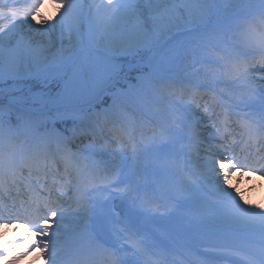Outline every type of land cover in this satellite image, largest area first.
<instances>
[{
	"label": "snow or ice",
	"instance_id": "obj_1",
	"mask_svg": "<svg viewBox=\"0 0 264 264\" xmlns=\"http://www.w3.org/2000/svg\"><path fill=\"white\" fill-rule=\"evenodd\" d=\"M241 171L264 176V0H0V257L264 264Z\"/></svg>",
	"mask_w": 264,
	"mask_h": 264
},
{
	"label": "bare ground",
	"instance_id": "obj_2",
	"mask_svg": "<svg viewBox=\"0 0 264 264\" xmlns=\"http://www.w3.org/2000/svg\"><path fill=\"white\" fill-rule=\"evenodd\" d=\"M235 178V184H232L233 189L239 190L241 193L245 195V198L248 201V206H254L256 204H260L261 208L264 209V181H261L259 178H248L244 179V176L241 173L232 175L231 180L234 182L233 178ZM237 179V180H236ZM247 188V192L242 190V188ZM14 233V237L21 235L20 231H16L14 228L7 229ZM11 240L5 242L6 244L10 243ZM21 245L16 246L13 250H18ZM12 250V251H13ZM26 264H30L26 262Z\"/></svg>",
	"mask_w": 264,
	"mask_h": 264
},
{
	"label": "rangeland",
	"instance_id": "obj_3",
	"mask_svg": "<svg viewBox=\"0 0 264 264\" xmlns=\"http://www.w3.org/2000/svg\"><path fill=\"white\" fill-rule=\"evenodd\" d=\"M19 3H21V4L25 3V0H19ZM49 11H51L52 13H54V12L56 11V9H55L54 6H51V5H50V7H49L48 10H44V9H42V13H41V15L38 17V21H37V22H39V20H41V19L48 18ZM233 176H234V175H233ZM231 178H232V177H231ZM235 178H236V177L233 178V180H234V182L232 181L233 184H235ZM236 180H237V179H236ZM242 190H243V192H244V191L247 192V188H245V187L242 188ZM4 234H7V233L5 232V230H4ZM16 254H17V253H16ZM16 254L13 255V251H12V253H11L10 256H7V257H0V264H12V262H13L14 259H15Z\"/></svg>",
	"mask_w": 264,
	"mask_h": 264
}]
</instances>
